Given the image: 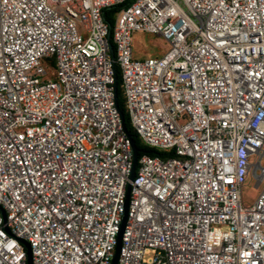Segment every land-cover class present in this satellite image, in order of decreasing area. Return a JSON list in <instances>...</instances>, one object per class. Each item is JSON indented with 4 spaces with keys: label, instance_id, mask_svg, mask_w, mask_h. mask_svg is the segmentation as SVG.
I'll return each instance as SVG.
<instances>
[{
    "label": "built area",
    "instance_id": "obj_1",
    "mask_svg": "<svg viewBox=\"0 0 264 264\" xmlns=\"http://www.w3.org/2000/svg\"><path fill=\"white\" fill-rule=\"evenodd\" d=\"M125 1L0 0V264H113L129 184L119 264H264V0Z\"/></svg>",
    "mask_w": 264,
    "mask_h": 264
},
{
    "label": "rangeland",
    "instance_id": "obj_2",
    "mask_svg": "<svg viewBox=\"0 0 264 264\" xmlns=\"http://www.w3.org/2000/svg\"><path fill=\"white\" fill-rule=\"evenodd\" d=\"M134 55L136 57L145 58L148 56H161L167 47L164 39L154 33L150 32H136L134 34ZM252 160L255 162L258 160V156H253ZM260 171V170H259ZM257 178L252 175L250 182L245 187L244 195L246 204H253L259 195V192L264 187V183L260 187H257Z\"/></svg>",
    "mask_w": 264,
    "mask_h": 264
},
{
    "label": "trees",
    "instance_id": "obj_3",
    "mask_svg": "<svg viewBox=\"0 0 264 264\" xmlns=\"http://www.w3.org/2000/svg\"><path fill=\"white\" fill-rule=\"evenodd\" d=\"M129 3H130V0H126L123 4L107 7L103 11L104 19L110 24V31H111L110 42L113 48H115V44L112 40V29L115 23L116 14L121 10V8H123L124 6H127ZM115 71H116L115 78H116V84H117V102H118L120 109L124 113L126 128L129 134L131 135L132 139L135 141L136 146L138 148L139 158L142 157L144 154H149L151 156L167 157L166 153L161 152L157 149H152L144 145L141 139L139 138V136L137 135V132L135 131V129L133 128L130 122L129 112L125 106V99H124L123 88H122L121 68L118 64H115Z\"/></svg>",
    "mask_w": 264,
    "mask_h": 264
},
{
    "label": "water",
    "instance_id": "obj_4",
    "mask_svg": "<svg viewBox=\"0 0 264 264\" xmlns=\"http://www.w3.org/2000/svg\"><path fill=\"white\" fill-rule=\"evenodd\" d=\"M111 54L113 55V49L111 48ZM115 97H116V100H117V84H115ZM118 104V102H117ZM120 113H121V116L123 118V120L125 121V116H124V113L122 112V110H120ZM124 131L129 135V137L131 138L132 140V149H133V167H132V170H131V174H130V180L131 181H134L135 177H136V169H137V166H138V155H139V151H138V148L136 146V143L135 141L132 139L131 135L129 134L127 128H126V125L124 123ZM130 193H131V186L130 184L127 186V202H126V205H125V214H124V217H123V222H122V225H121V229H120V232L118 234V237H117V245H116V248H117V251H116V256L114 258V262L113 264H119V261H120V256H121V251H122V248H123V236H124V233H125V230H126V226H127V215H128V203H129V199H130ZM24 245L26 246L27 250H28V264H32V256H31V250H30V246L28 243L26 242H23Z\"/></svg>",
    "mask_w": 264,
    "mask_h": 264
},
{
    "label": "clouds",
    "instance_id": "obj_5",
    "mask_svg": "<svg viewBox=\"0 0 264 264\" xmlns=\"http://www.w3.org/2000/svg\"><path fill=\"white\" fill-rule=\"evenodd\" d=\"M138 159H139V156H138ZM136 170H138V166H137V169ZM136 178V177H135ZM252 177H250V179H251ZM135 180V179H134Z\"/></svg>",
    "mask_w": 264,
    "mask_h": 264
}]
</instances>
